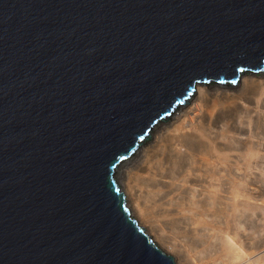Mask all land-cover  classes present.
<instances>
[{"label":"water","instance_id":"1","mask_svg":"<svg viewBox=\"0 0 264 264\" xmlns=\"http://www.w3.org/2000/svg\"><path fill=\"white\" fill-rule=\"evenodd\" d=\"M264 61V0H0V264H176L116 167L194 81Z\"/></svg>","mask_w":264,"mask_h":264},{"label":"bare ground","instance_id":"2","mask_svg":"<svg viewBox=\"0 0 264 264\" xmlns=\"http://www.w3.org/2000/svg\"><path fill=\"white\" fill-rule=\"evenodd\" d=\"M238 72L194 81L115 170L129 216L176 264H264V68Z\"/></svg>","mask_w":264,"mask_h":264},{"label":"rangeland","instance_id":"3","mask_svg":"<svg viewBox=\"0 0 264 264\" xmlns=\"http://www.w3.org/2000/svg\"><path fill=\"white\" fill-rule=\"evenodd\" d=\"M246 70H248L249 72H251V69H246ZM241 71H244V70H241ZM240 71V72H241ZM258 71V70H257ZM240 72H237L238 74L240 73ZM238 76V78H239V75H237ZM205 82H208V81H212L213 83H218V84H225L226 82L228 83L229 82V84H231V83H235L236 82V76L232 79V80H226V79H223L221 82H217L216 80H213V79H211V78H208V79H206V80H204ZM238 81V80H237ZM237 83V82H236ZM235 83V84H236ZM191 95V94H190ZM190 97V96H189ZM188 97V98H189ZM187 98V99H188ZM186 99V100H187ZM185 101V100H184ZM183 104V103H182ZM175 108V107H174ZM174 110H172V112H173ZM171 112V113H172ZM171 115L172 114H168V115H165L164 117L167 119V118H169V117H171ZM149 133V132H148ZM146 135H147V133H146ZM149 135H147V137H148ZM146 137V138H147ZM145 138V136L144 137H142L136 144H135V146H134V148H133V150L131 151V153L133 154L134 152H136L138 149H139V147L141 146V144H139V143H143L144 141H147L148 139H146ZM141 141V142H140ZM138 148V149H137ZM130 153V154H131ZM131 154V155H132ZM130 155V156H131ZM129 156V157H130ZM128 157V158H129ZM263 215H264V213H263ZM262 224V225H261ZM143 228V227H142ZM259 231H261L260 232V234H261V236H262V238H263V242H262V247H261V249L264 251V219H263V223H262V221L260 222V227H259ZM143 232H145L151 239H152V237L147 233V231L143 228ZM152 241H153V239H152ZM154 242V241H153ZM155 243V242H154ZM156 244V243H155ZM158 247H160L158 244H156ZM161 248V247H160ZM165 252V251H164ZM167 253V252H166ZM176 260V259H175Z\"/></svg>","mask_w":264,"mask_h":264}]
</instances>
